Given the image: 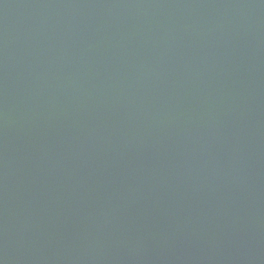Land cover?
I'll return each instance as SVG.
<instances>
[{
	"label": "water",
	"instance_id": "obj_1",
	"mask_svg": "<svg viewBox=\"0 0 264 264\" xmlns=\"http://www.w3.org/2000/svg\"><path fill=\"white\" fill-rule=\"evenodd\" d=\"M0 264H264V0H0Z\"/></svg>",
	"mask_w": 264,
	"mask_h": 264
}]
</instances>
